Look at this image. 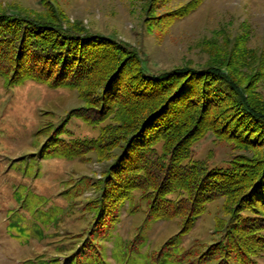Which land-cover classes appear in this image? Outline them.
<instances>
[{
  "label": "rangeland",
  "instance_id": "obj_1",
  "mask_svg": "<svg viewBox=\"0 0 264 264\" xmlns=\"http://www.w3.org/2000/svg\"><path fill=\"white\" fill-rule=\"evenodd\" d=\"M50 6L60 16L53 22L58 21L63 29L102 33L124 49L131 48L147 73L143 78L174 67L196 69L216 64L239 80L254 104L264 105V0H0V12L16 11L27 19L51 23ZM103 43L99 53L104 54L105 47L108 56L119 58L112 62L125 60L126 54ZM131 74L128 70L119 83ZM96 88L86 84L81 96L77 88L51 87L32 79L10 84L0 75V264H42L41 260L44 264H184L174 262L172 252L158 258L160 244L176 233L181 218L146 221L147 204L139 198V190L120 207V218L101 248L90 247L92 254L86 259L81 250L77 252L81 247L77 235L89 225V212L82 206L98 189L81 184L72 200L63 196L64 189L68 183L73 187L71 183L78 178L94 181L107 160L94 150L82 152L84 158H79L43 154L41 147L48 128L60 124L65 140L98 134L99 125L114 113L94 123L73 110L88 105L84 109L92 112ZM120 89L124 95L118 93V100H125V94L138 95L135 88L131 93L126 87ZM226 101L215 109L224 113ZM121 113L127 119L131 116L126 107ZM238 145L234 138L208 128L191 141L189 151L191 157L209 165H225L237 153L256 156V151L264 148L259 145L253 154L251 146ZM161 146L159 142L156 148L160 151ZM225 201L219 196L207 202L179 247L201 248L200 243L215 240L219 232L213 229L229 214ZM134 203L136 209L131 211ZM49 207L61 210L51 215ZM57 212L62 214L61 221L54 227ZM26 238L30 239L28 245H21ZM60 245L65 246L61 252L57 249ZM27 254L30 261L23 260ZM259 259L264 263V254Z\"/></svg>",
  "mask_w": 264,
  "mask_h": 264
},
{
  "label": "trees",
  "instance_id": "obj_2",
  "mask_svg": "<svg viewBox=\"0 0 264 264\" xmlns=\"http://www.w3.org/2000/svg\"><path fill=\"white\" fill-rule=\"evenodd\" d=\"M50 13L51 23L27 19L16 11L0 12V75L10 84L32 79L51 87L77 88L81 96L91 83L97 87L92 112H87L85 105L73 109L76 115L97 123L114 113L90 138L65 140L60 134L63 125L52 126L41 147L43 154L79 158H84L82 152L94 150L107 160L94 181L78 178L71 183L73 187L68 183L64 189L63 196L71 200L82 185L98 189L82 206L89 212V225L77 235L81 236L77 252L81 250L86 259L92 254L90 247L99 250L120 218V207L139 190V198L147 204L146 221L181 218L176 233L160 244L158 258L172 252L174 262L184 264H264L259 259L264 254V148L256 151V156L237 153L225 165H209L191 157L189 151L191 141L210 128L234 138L238 146H251L254 154L264 144V105L254 104L239 80L216 64L196 69L174 67L143 78L147 73L131 48L124 49L102 33L63 29L58 21L53 22L60 16L52 6ZM101 42L126 54L125 60L112 62L118 57L108 56L105 47V53H99ZM128 70L132 77L119 83ZM120 86L126 87L127 93L135 88L138 95L125 94V100H118V93L124 92ZM225 100L228 108L224 113L215 109ZM124 107L131 115L128 119L121 116ZM159 142L160 151L156 148ZM219 196L230 208L226 221L213 229L219 235L200 243L201 248L179 247L206 203ZM49 208L51 215L61 210ZM57 213L54 227L61 221L62 214ZM29 240L20 243L28 245ZM64 248L57 247L59 252ZM28 255L23 260L30 261Z\"/></svg>",
  "mask_w": 264,
  "mask_h": 264
}]
</instances>
